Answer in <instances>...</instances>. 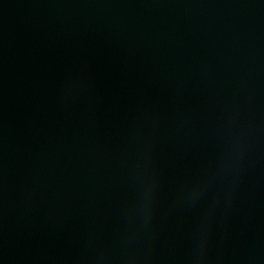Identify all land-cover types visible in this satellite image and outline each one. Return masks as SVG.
<instances>
[{
    "label": "water",
    "instance_id": "95a60500",
    "mask_svg": "<svg viewBox=\"0 0 264 264\" xmlns=\"http://www.w3.org/2000/svg\"><path fill=\"white\" fill-rule=\"evenodd\" d=\"M0 264H264V0H0Z\"/></svg>",
    "mask_w": 264,
    "mask_h": 264
}]
</instances>
